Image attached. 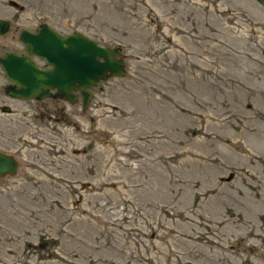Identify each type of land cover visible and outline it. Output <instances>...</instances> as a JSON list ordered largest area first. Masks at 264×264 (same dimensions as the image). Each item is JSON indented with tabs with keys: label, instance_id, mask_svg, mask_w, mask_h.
<instances>
[{
	"label": "rangeland",
	"instance_id": "obj_1",
	"mask_svg": "<svg viewBox=\"0 0 264 264\" xmlns=\"http://www.w3.org/2000/svg\"><path fill=\"white\" fill-rule=\"evenodd\" d=\"M0 19V57L46 23L126 62L86 110L10 97L0 66V152L19 161L0 264H264L257 0H0Z\"/></svg>",
	"mask_w": 264,
	"mask_h": 264
},
{
	"label": "water",
	"instance_id": "obj_2",
	"mask_svg": "<svg viewBox=\"0 0 264 264\" xmlns=\"http://www.w3.org/2000/svg\"><path fill=\"white\" fill-rule=\"evenodd\" d=\"M264 7V0H257ZM11 22L0 19V35H6ZM19 40L23 54L12 51L0 57V66L11 82L4 86L5 94L25 100L61 99L71 104L81 98L86 110L94 88L109 77H123L126 62L121 47H105L74 31L63 36L46 23L34 32L23 29ZM35 58H41L48 67L41 68ZM19 161L11 154L0 152V179L16 175Z\"/></svg>",
	"mask_w": 264,
	"mask_h": 264
},
{
	"label": "flooded vegetation",
	"instance_id": "obj_3",
	"mask_svg": "<svg viewBox=\"0 0 264 264\" xmlns=\"http://www.w3.org/2000/svg\"><path fill=\"white\" fill-rule=\"evenodd\" d=\"M45 99H53V98H45ZM78 99H79V96H78ZM81 100V99H80ZM55 101V100H54ZM80 103H81V101H80ZM43 106H45V104H42ZM81 106H82V104H81ZM4 110H6L5 108H3ZM83 109V108H82ZM63 116H65V114H62V117Z\"/></svg>",
	"mask_w": 264,
	"mask_h": 264
}]
</instances>
